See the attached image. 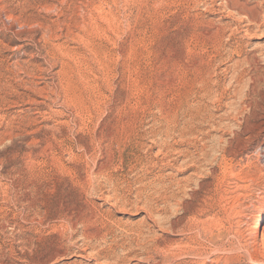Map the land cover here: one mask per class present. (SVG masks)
<instances>
[{
    "label": "rangeland",
    "instance_id": "1",
    "mask_svg": "<svg viewBox=\"0 0 264 264\" xmlns=\"http://www.w3.org/2000/svg\"><path fill=\"white\" fill-rule=\"evenodd\" d=\"M262 206L264 0H0V264H264Z\"/></svg>",
    "mask_w": 264,
    "mask_h": 264
},
{
    "label": "bare ground",
    "instance_id": "2",
    "mask_svg": "<svg viewBox=\"0 0 264 264\" xmlns=\"http://www.w3.org/2000/svg\"><path fill=\"white\" fill-rule=\"evenodd\" d=\"M264 215V207L262 206L261 207V211H260V217H262ZM260 217H259V219H260ZM260 227H259V224H256V227H255V229H259Z\"/></svg>",
    "mask_w": 264,
    "mask_h": 264
}]
</instances>
